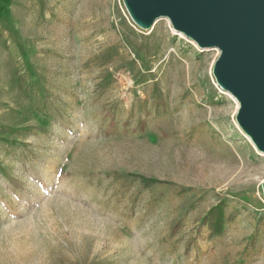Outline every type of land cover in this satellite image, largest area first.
I'll list each match as a JSON object with an SVG mask.
<instances>
[{"label": "rangeland", "instance_id": "rangeland-1", "mask_svg": "<svg viewBox=\"0 0 264 264\" xmlns=\"http://www.w3.org/2000/svg\"><path fill=\"white\" fill-rule=\"evenodd\" d=\"M167 20L0 0V264H264V156Z\"/></svg>", "mask_w": 264, "mask_h": 264}, {"label": "water", "instance_id": "water-1", "mask_svg": "<svg viewBox=\"0 0 264 264\" xmlns=\"http://www.w3.org/2000/svg\"><path fill=\"white\" fill-rule=\"evenodd\" d=\"M136 26L166 18L202 49H218L217 86L238 102L242 132L264 153V0H122ZM264 197V181L261 184Z\"/></svg>", "mask_w": 264, "mask_h": 264}, {"label": "bare ground", "instance_id": "bare-ground-1", "mask_svg": "<svg viewBox=\"0 0 264 264\" xmlns=\"http://www.w3.org/2000/svg\"><path fill=\"white\" fill-rule=\"evenodd\" d=\"M159 20H160V19H159ZM159 20H156V22H155L154 24H156ZM167 22L169 23L168 20H167ZM212 79H213V77H212ZM213 82H214V80H213ZM214 85L216 86L215 82H214ZM219 91H220V90H219ZM224 93H225L229 98H231V99L235 102L236 109H237V108L239 107V104H238L237 100H236V99H235L230 93H228V92H226V91H224ZM235 125H236L237 129L239 130V132H240L241 134H243V132H242V130L240 129V127L238 126V124L235 123ZM245 138H246L247 141L251 144V146H252L253 149L255 150L256 154H258V155H260V156H264V153H261V152H259V151L256 149V147L254 146V144L252 143V141L250 140L249 137L245 136Z\"/></svg>", "mask_w": 264, "mask_h": 264}, {"label": "trees", "instance_id": "trees-1", "mask_svg": "<svg viewBox=\"0 0 264 264\" xmlns=\"http://www.w3.org/2000/svg\"><path fill=\"white\" fill-rule=\"evenodd\" d=\"M221 208H222V204L220 203L214 209L210 210V213L213 212V211H215V210H219L220 211Z\"/></svg>", "mask_w": 264, "mask_h": 264}]
</instances>
